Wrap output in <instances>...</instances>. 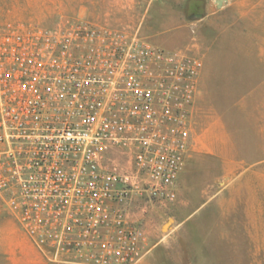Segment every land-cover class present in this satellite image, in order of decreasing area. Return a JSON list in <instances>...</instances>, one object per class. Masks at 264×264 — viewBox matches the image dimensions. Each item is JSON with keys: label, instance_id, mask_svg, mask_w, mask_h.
<instances>
[{"label": "built area", "instance_id": "1", "mask_svg": "<svg viewBox=\"0 0 264 264\" xmlns=\"http://www.w3.org/2000/svg\"><path fill=\"white\" fill-rule=\"evenodd\" d=\"M202 65L140 29L0 27V199L50 261L146 255L133 209L178 197Z\"/></svg>", "mask_w": 264, "mask_h": 264}, {"label": "crops", "instance_id": "2", "mask_svg": "<svg viewBox=\"0 0 264 264\" xmlns=\"http://www.w3.org/2000/svg\"><path fill=\"white\" fill-rule=\"evenodd\" d=\"M100 2L101 12L95 0L92 6L82 5L79 10L99 13L108 25H125L136 10L133 0ZM18 23L48 27L32 20L6 21L0 27ZM163 28L144 27V31L152 41L163 34ZM167 28L180 44L174 50L195 54L203 65L179 200L172 215L153 234L149 251L136 264H216L220 254L215 241L230 238L223 225L234 217L231 208L245 209L246 224L264 223L263 214H257V209L264 208L263 200L223 199V193L245 191L244 185L258 192V185L244 184L243 178L264 176V42L216 24ZM14 239L8 233L0 237V256L6 264H49L37 248H19L12 243Z\"/></svg>", "mask_w": 264, "mask_h": 264}, {"label": "rangeland", "instance_id": "3", "mask_svg": "<svg viewBox=\"0 0 264 264\" xmlns=\"http://www.w3.org/2000/svg\"><path fill=\"white\" fill-rule=\"evenodd\" d=\"M100 1L95 0L98 12H101L103 7ZM133 3L136 10L127 19L125 25H108L102 20L104 16L98 15L99 13L93 15L87 8L82 12L79 10L82 5L92 6V0H0V25L6 21L32 20L48 27H69L77 20L85 19L95 25L106 27H119L128 31L140 29L141 34L149 40L144 27H166L163 28L165 30L163 34L155 37L151 42L161 47L177 49L180 44L173 38L174 33H171V30V32L167 31V27H183V25L185 27L188 24L205 27L216 24L220 27H233L238 35L243 32L254 41L264 42V0H133ZM6 9L7 14H5ZM134 23L136 27L133 26ZM129 160L128 155H119L117 158L119 169H128ZM200 178L208 179V177ZM243 183L250 185L254 183L260 190L249 191L248 186L244 185L245 191L232 190L223 193V199L258 198L264 201V176L244 177ZM179 195L178 190V197L173 202L147 206L143 203L133 209L134 216L141 219L150 242L154 240L153 234L157 229L172 215ZM230 211L234 217L223 225L230 231V238L215 241L220 254L218 256L220 261L216 264H264V223L254 226L246 224L243 207L231 208ZM257 214L264 216V208L257 209ZM251 231L254 232V238L251 237ZM5 233L14 235L15 239L12 241L14 246L36 248L0 199V237ZM205 243L207 246L208 241ZM46 261H49V264H68L49 259ZM0 264H6L3 256H0Z\"/></svg>", "mask_w": 264, "mask_h": 264}]
</instances>
